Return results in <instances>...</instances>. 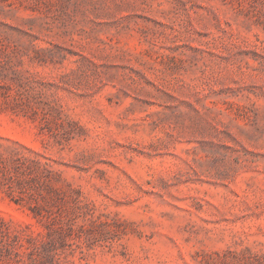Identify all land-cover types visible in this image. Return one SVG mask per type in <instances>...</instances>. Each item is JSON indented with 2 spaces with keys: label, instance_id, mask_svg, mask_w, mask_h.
Instances as JSON below:
<instances>
[{
  "label": "rangeland",
  "instance_id": "1",
  "mask_svg": "<svg viewBox=\"0 0 264 264\" xmlns=\"http://www.w3.org/2000/svg\"><path fill=\"white\" fill-rule=\"evenodd\" d=\"M0 264H264V0H0Z\"/></svg>",
  "mask_w": 264,
  "mask_h": 264
}]
</instances>
